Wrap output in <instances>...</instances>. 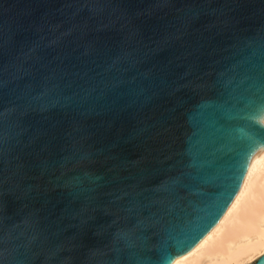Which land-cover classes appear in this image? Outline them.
Masks as SVG:
<instances>
[{
	"label": "water",
	"instance_id": "1",
	"mask_svg": "<svg viewBox=\"0 0 264 264\" xmlns=\"http://www.w3.org/2000/svg\"><path fill=\"white\" fill-rule=\"evenodd\" d=\"M263 169L264 0H0V264L188 260Z\"/></svg>",
	"mask_w": 264,
	"mask_h": 264
},
{
	"label": "bare ground",
	"instance_id": "2",
	"mask_svg": "<svg viewBox=\"0 0 264 264\" xmlns=\"http://www.w3.org/2000/svg\"><path fill=\"white\" fill-rule=\"evenodd\" d=\"M263 255L264 169L257 174L212 238L188 260H179L176 264H254Z\"/></svg>",
	"mask_w": 264,
	"mask_h": 264
},
{
	"label": "rangeland",
	"instance_id": "3",
	"mask_svg": "<svg viewBox=\"0 0 264 264\" xmlns=\"http://www.w3.org/2000/svg\"><path fill=\"white\" fill-rule=\"evenodd\" d=\"M245 264H250V263L247 262V263H245ZM251 264H253V263H251ZM254 264H255V263H254Z\"/></svg>",
	"mask_w": 264,
	"mask_h": 264
}]
</instances>
